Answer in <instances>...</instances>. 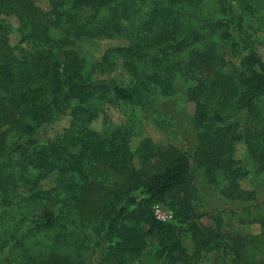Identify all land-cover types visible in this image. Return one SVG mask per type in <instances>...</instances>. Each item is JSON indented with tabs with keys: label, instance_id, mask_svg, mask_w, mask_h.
I'll return each mask as SVG.
<instances>
[{
	"label": "trees",
	"instance_id": "obj_1",
	"mask_svg": "<svg viewBox=\"0 0 264 264\" xmlns=\"http://www.w3.org/2000/svg\"><path fill=\"white\" fill-rule=\"evenodd\" d=\"M258 34L264 0H0V264H131L150 242L153 264H197L206 254L210 264H264V215L245 221L257 234L201 226L193 186L200 172L227 201L257 198L240 183L247 161L264 180ZM112 39L126 45L93 65L75 49ZM114 58L127 78L104 77ZM178 82L194 104L193 151L147 138L132 151L135 119L158 116L159 102L180 95ZM64 118L60 134L38 139ZM52 174L54 187L43 189ZM156 204L171 222L155 220Z\"/></svg>",
	"mask_w": 264,
	"mask_h": 264
},
{
	"label": "rangeland",
	"instance_id": "obj_2",
	"mask_svg": "<svg viewBox=\"0 0 264 264\" xmlns=\"http://www.w3.org/2000/svg\"><path fill=\"white\" fill-rule=\"evenodd\" d=\"M42 7H46L45 2L40 3ZM13 32L10 35V43L15 46L18 43V35L16 32L17 22L14 18H8ZM258 38H262L263 42L257 46L258 55L264 59V34H258ZM123 39L112 40H83L75 44V49L79 55L90 65L100 62L107 49L112 47L125 46ZM116 64L115 70L106 74L104 77L114 80H123L127 78L118 58L113 59ZM179 96L167 98L157 104L158 116H151L144 113L135 119L136 134L130 141V148L135 151L144 138L149 139L156 148H166L174 146L188 153L192 152L196 144V132L192 123V115L194 112V104L184 101L181 95L184 93L186 86L177 83ZM107 114L113 120H116V113L108 110ZM156 119V120H155ZM103 117L92 123L95 131H100ZM68 125V119L51 126H44L38 132L40 141H47L55 138ZM245 155L242 144L235 147V158L241 159ZM135 164L138 165L137 160ZM249 167V175L241 181V187L245 190L256 191L257 198L255 201L245 203L230 202L221 198L212 185H207L202 181L200 172L196 173L193 186L199 198L197 208V222L201 226L217 229L222 233L228 234H257L259 233V225L254 223H246L249 217L264 215V180L256 176L254 173V165L247 161ZM55 184V175L52 174L41 182V186L45 190L52 189ZM185 230V231H183ZM180 239L185 250L190 254L193 250L191 234L182 229ZM153 243L150 242L144 253L131 262V264H153L151 253L153 251ZM208 254L198 259L197 264H210L211 260Z\"/></svg>",
	"mask_w": 264,
	"mask_h": 264
},
{
	"label": "built area",
	"instance_id": "obj_3",
	"mask_svg": "<svg viewBox=\"0 0 264 264\" xmlns=\"http://www.w3.org/2000/svg\"><path fill=\"white\" fill-rule=\"evenodd\" d=\"M152 214L155 220L161 223H168L173 220V212L160 204L152 207Z\"/></svg>",
	"mask_w": 264,
	"mask_h": 264
}]
</instances>
